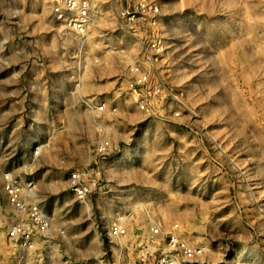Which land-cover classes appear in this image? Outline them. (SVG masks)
<instances>
[{"label":"rangeland","instance_id":"374dc122","mask_svg":"<svg viewBox=\"0 0 264 264\" xmlns=\"http://www.w3.org/2000/svg\"><path fill=\"white\" fill-rule=\"evenodd\" d=\"M153 1L161 17L147 30L164 40L156 77L170 94L148 115L129 90L141 45L111 0L95 1L84 39L55 22L53 0H0V264L19 255L8 237L17 216L6 174L33 180L52 219L51 248L38 243L29 264H134L154 250L110 237L129 204L122 189L100 194L109 190L103 175L104 189L84 202L69 190L73 171L99 172L113 157L160 176L165 212L172 200L194 210L189 219L209 237L191 234L205 252L192 264H264V0ZM88 100L117 112L96 113ZM119 115L135 135L132 153L97 154L98 138L121 133Z\"/></svg>","mask_w":264,"mask_h":264},{"label":"built area","instance_id":"2783aa9c","mask_svg":"<svg viewBox=\"0 0 264 264\" xmlns=\"http://www.w3.org/2000/svg\"><path fill=\"white\" fill-rule=\"evenodd\" d=\"M95 1L53 0V18L64 30L84 39L88 36L89 27L93 22ZM111 1L118 13L122 29L134 36L141 45L143 59L139 65L130 70V94L140 111L155 115L160 110L159 103H163L170 94L165 84L156 77V64L166 51L164 40L159 36H150L147 30L151 26L158 25L161 7L153 0ZM90 107L100 114L114 115L117 112L115 107H109L105 101L90 102ZM109 147L110 142L103 139L96 147V152L104 156ZM41 153V147H37L34 151L36 157ZM98 177L99 172L94 166L77 169L70 174L69 190L77 199L84 202L91 195L104 189ZM4 182L8 203L17 216V220L8 230L10 246L19 252L16 264H29L25 257L26 253L33 251L38 243L51 248L52 219L37 196L33 180H22L12 174H6ZM176 229L178 226H175ZM109 235L112 238H121L127 236L128 232L123 225H113ZM163 237L164 240L161 241ZM147 242L155 245V249L146 253L144 251L134 264H192L205 255L204 248L200 244L176 232L164 234L160 227L151 228ZM36 256L41 257L40 254ZM113 264L124 263L117 261Z\"/></svg>","mask_w":264,"mask_h":264},{"label":"crops","instance_id":"0c3cea01","mask_svg":"<svg viewBox=\"0 0 264 264\" xmlns=\"http://www.w3.org/2000/svg\"><path fill=\"white\" fill-rule=\"evenodd\" d=\"M86 103L91 109L89 100ZM118 119L121 123L120 129L122 131L118 136L109 138L110 147L107 154L116 152L117 154L130 155L134 149L133 145L136 143V139H132L135 135L130 127H128L129 125H127V120L124 116L119 115ZM147 133H149V130H143L141 136H145ZM170 133L178 135L180 132L171 131ZM153 135L155 137L159 136V134ZM100 141L98 138L95 142L96 147ZM156 166L157 164H155V168ZM145 169L147 170V164H135L133 161H130V158L128 161H120L116 157H113L111 161L101 162L99 166L98 178L103 175L109 189L108 192L100 194L107 195L110 198V196H115L118 193V189H122L123 200L129 204V206H125V213H127L129 219L125 222L124 227L127 229V236L134 238L132 246L139 248L150 245L147 240L150 238L152 227H160L164 234L176 232L188 240L192 239V233L201 235L203 239L208 238L206 229L202 226L194 225L189 219L193 217L194 210H179L175 207L176 204L172 200V204L167 208L168 212H165L163 181L158 174H155V177H151L149 180ZM175 226H178V229L175 230ZM163 240L164 237L161 238V241Z\"/></svg>","mask_w":264,"mask_h":264}]
</instances>
